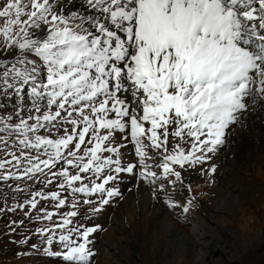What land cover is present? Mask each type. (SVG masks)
Here are the masks:
<instances>
[{
  "label": "snow or ice",
  "instance_id": "obj_1",
  "mask_svg": "<svg viewBox=\"0 0 264 264\" xmlns=\"http://www.w3.org/2000/svg\"><path fill=\"white\" fill-rule=\"evenodd\" d=\"M0 21L5 50H17L0 59V182L59 189L7 210L49 200L72 209L26 213L42 226L19 233L24 258L94 264L101 226L74 224L78 196L101 213L124 199L109 186L121 173L188 214L194 197L181 206L171 195L185 183L191 192L181 170L214 175L230 128L247 127L241 113L264 102V0H3ZM169 136L179 143L169 148Z\"/></svg>",
  "mask_w": 264,
  "mask_h": 264
},
{
  "label": "rangeland",
  "instance_id": "obj_2",
  "mask_svg": "<svg viewBox=\"0 0 264 264\" xmlns=\"http://www.w3.org/2000/svg\"><path fill=\"white\" fill-rule=\"evenodd\" d=\"M2 2L3 0H0V3ZM16 53L15 48L6 51L3 38L0 37V59H11ZM31 58L38 61V58ZM171 130L170 128L169 131ZM262 131L264 134V120ZM238 137L241 138V142L243 141L242 144L237 141L233 143L229 132V145L221 148L218 154L213 156L212 164L219 156L224 155L221 166L217 167L214 175L207 170L210 165L203 166L202 174L200 166L181 170L186 178L187 175H194L191 179V192L186 190L188 185L185 183L182 185L184 191L172 192L171 195L181 206L187 199L194 197L188 214H184L180 208L169 209L161 193L152 194L145 216L141 215L138 207L130 210L128 202L130 195H125L127 184L121 183L120 178L110 182L109 186L118 185L124 199L116 198L97 215H92L89 209L98 206V203L85 205L84 197L78 196L79 215L73 218L74 224H83L86 227L101 226L100 231L90 236V240L93 241L90 247L96 253L92 257L94 264H264V178H258L256 174L257 168L264 169V138L259 140L250 134L247 137L244 135ZM173 143H179V139L169 136V148ZM185 147L189 148L190 145ZM2 157L3 153H0V158ZM246 169L251 172V177L246 175ZM132 176L136 178L135 175ZM210 177L215 179L210 180ZM56 183L45 186L43 182L34 181L0 182V262L2 264H63L58 258L48 257L43 253H32L24 258L20 254L28 253L29 249L18 247V242L22 238L19 233L23 232L25 236L31 235L28 229L34 230L42 226L31 222V217L26 213L31 212V216L34 217L38 213L42 214L40 209L43 208L62 214L72 210L68 205L57 210L55 202L49 200L40 201L36 210H31L29 207L17 208L14 213L7 210L16 204H23L36 191H43L45 194L59 191ZM147 187L152 188L149 185ZM17 188L25 190L17 191ZM222 188L223 190H220ZM135 193H138V186L135 188ZM62 196H67L69 203L71 202L72 197L68 191L63 192ZM89 199L95 200L96 197ZM219 204H221L220 208H218ZM159 208L162 212L156 213ZM114 212H119V221L114 220ZM242 212L248 214L247 223L252 229L249 242L241 239L240 228L245 223ZM208 213L213 218H209ZM58 219L59 217L56 216L53 221ZM12 221H23V225L17 226L13 232L10 227ZM172 222H178L190 233L192 237L189 244L171 238L170 229L159 233L160 224L171 225ZM192 229L197 235L191 231ZM203 232L205 235H201V240L205 246L201 249L197 244V236ZM36 242V237L32 236L29 243ZM220 243L227 246L226 250L220 249Z\"/></svg>",
  "mask_w": 264,
  "mask_h": 264
},
{
  "label": "bare ground",
  "instance_id": "obj_3",
  "mask_svg": "<svg viewBox=\"0 0 264 264\" xmlns=\"http://www.w3.org/2000/svg\"><path fill=\"white\" fill-rule=\"evenodd\" d=\"M65 2H67V0H65ZM252 107H253L252 104L249 102V111L245 112V113H241V117H242V119H244L246 121L247 127H244L243 125H238V126H232L230 128L229 132H230V136L232 137L233 143H235L237 141V143L242 144L243 141L241 142V138L238 137L239 135H244L247 137V135L250 134L251 136L254 135L259 140L264 138V134L262 131V122L264 120V110H261L262 107H264V102L258 103L256 105L255 111H252ZM262 134H263V137L261 136ZM235 146H234V148H235ZM131 148H133L132 145L131 146L127 145V149H128V152L130 155H132L131 154ZM225 152L227 153L228 151H225ZM225 152H224V154H225ZM223 157H224V155H221V156H219V158H217L215 160L214 164L217 167L221 166L220 164L223 160ZM187 176L191 177V179L194 178V175H187ZM120 181H121V183L127 184V186L125 188L126 189L125 195L126 194L130 195L129 196L130 198L128 199L130 210H132L135 207H138L141 215L145 216L146 211H147V207L149 206L151 199H152L153 189L147 187V185H145L142 181H138L131 174L123 173L120 176ZM136 186H138V193H135ZM129 189H131V191H129ZM220 190H223V188ZM223 199H225V198L223 197ZM220 207H221V204H219L218 208H220ZM161 212H162V209L159 208L156 213H161ZM114 213H115V215L113 216L114 220L119 221V212H114ZM208 217L213 218L210 213H208ZM167 226H168V228H167ZM168 229H170L171 238H173V239L177 238L178 240H181L187 244L190 243L192 236L190 235V233H188V231L183 229L178 222H172L171 225H166L165 223L160 224L159 233L162 231L166 232ZM191 231L195 235H197L196 234L197 232H195L194 229H192ZM202 234L205 235V232L200 233V236H197V238H198L197 244L200 245L199 248L201 247V249H203L202 246H205V243L202 242V240H201ZM222 244L223 243H220L219 246H220V249L222 251H224V250H226L227 246H223Z\"/></svg>",
  "mask_w": 264,
  "mask_h": 264
},
{
  "label": "clouds",
  "instance_id": "obj_4",
  "mask_svg": "<svg viewBox=\"0 0 264 264\" xmlns=\"http://www.w3.org/2000/svg\"><path fill=\"white\" fill-rule=\"evenodd\" d=\"M245 172H246V175L251 177V172L249 170L246 169ZM256 174H257L258 178H264V169L257 168ZM212 179H215V178L210 177V180H212ZM242 216H243V219L245 220V223L242 224V226L240 228L241 239L244 242H249L250 241V232L252 231V229H251L250 225L247 223L248 214L242 212Z\"/></svg>",
  "mask_w": 264,
  "mask_h": 264
},
{
  "label": "water",
  "instance_id": "obj_5",
  "mask_svg": "<svg viewBox=\"0 0 264 264\" xmlns=\"http://www.w3.org/2000/svg\"><path fill=\"white\" fill-rule=\"evenodd\" d=\"M128 146H131V144L129 143ZM133 153H134V149L131 148V154H133Z\"/></svg>",
  "mask_w": 264,
  "mask_h": 264
},
{
  "label": "trees",
  "instance_id": "obj_6",
  "mask_svg": "<svg viewBox=\"0 0 264 264\" xmlns=\"http://www.w3.org/2000/svg\"><path fill=\"white\" fill-rule=\"evenodd\" d=\"M0 264H2V263L0 262Z\"/></svg>",
  "mask_w": 264,
  "mask_h": 264
}]
</instances>
